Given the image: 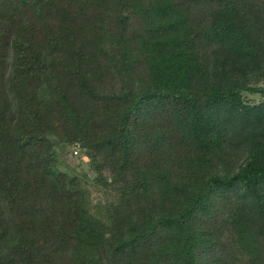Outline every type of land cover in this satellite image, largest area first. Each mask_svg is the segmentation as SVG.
I'll use <instances>...</instances> for the list:
<instances>
[{"label":"trees","instance_id":"16d2710c","mask_svg":"<svg viewBox=\"0 0 264 264\" xmlns=\"http://www.w3.org/2000/svg\"><path fill=\"white\" fill-rule=\"evenodd\" d=\"M0 264H264V0H0Z\"/></svg>","mask_w":264,"mask_h":264},{"label":"rangeland","instance_id":"374dc122","mask_svg":"<svg viewBox=\"0 0 264 264\" xmlns=\"http://www.w3.org/2000/svg\"><path fill=\"white\" fill-rule=\"evenodd\" d=\"M72 154H69L67 157V160L72 163L74 166H77L80 170L85 171V172H89L88 170V166L85 163V161L81 158L80 154L77 153V150H72L71 151ZM90 175H92L89 172Z\"/></svg>","mask_w":264,"mask_h":264}]
</instances>
